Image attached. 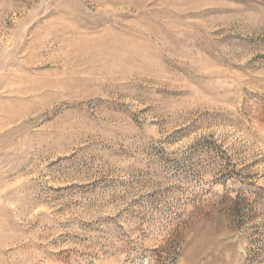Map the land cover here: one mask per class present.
<instances>
[{"label": "rangeland", "instance_id": "1", "mask_svg": "<svg viewBox=\"0 0 264 264\" xmlns=\"http://www.w3.org/2000/svg\"><path fill=\"white\" fill-rule=\"evenodd\" d=\"M0 264H264V0H0Z\"/></svg>", "mask_w": 264, "mask_h": 264}]
</instances>
